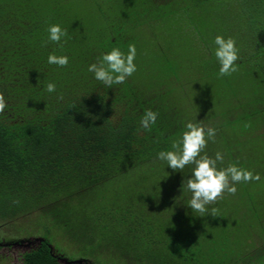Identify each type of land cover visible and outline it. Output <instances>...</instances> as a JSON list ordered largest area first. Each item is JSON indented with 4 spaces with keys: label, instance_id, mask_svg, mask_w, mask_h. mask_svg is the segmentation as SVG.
I'll return each mask as SVG.
<instances>
[{
    "label": "trees",
    "instance_id": "1",
    "mask_svg": "<svg viewBox=\"0 0 264 264\" xmlns=\"http://www.w3.org/2000/svg\"><path fill=\"white\" fill-rule=\"evenodd\" d=\"M202 12L213 14L210 24ZM171 15L190 18L198 69L224 82L214 38L225 25L239 45L240 71L261 73L251 81L250 95L241 94L209 119L192 115L184 102L180 46L139 42L146 39L140 34L158 36L151 26L164 28ZM54 24L68 31L63 48L43 45ZM130 44L137 71L125 83L108 88L88 71L103 54L117 47L127 53ZM143 51L152 52L156 63ZM53 53L67 55L69 64L50 65ZM48 83L56 92L46 91ZM0 92L8 103L0 114V221L35 215L28 234L41 236L21 264H58L65 255L54 243L61 238L88 264H264L258 210L248 207L251 215L244 214L262 225L253 235L260 243L254 247L250 236L236 244L222 199L207 205L203 216L188 206L192 194L183 182L193 166L175 171L157 158L173 150L187 123L207 128L212 119V128L222 134L230 129L237 142L222 140L225 150L209 140L204 152L228 156L219 167L252 171L243 145L251 134L264 135V0H0ZM148 109L158 118L143 131L140 120Z\"/></svg>",
    "mask_w": 264,
    "mask_h": 264
},
{
    "label": "rangeland",
    "instance_id": "2",
    "mask_svg": "<svg viewBox=\"0 0 264 264\" xmlns=\"http://www.w3.org/2000/svg\"><path fill=\"white\" fill-rule=\"evenodd\" d=\"M90 10H92V6L90 7ZM201 15V20L205 19V24H210V17H212L213 14L211 15L206 12H202ZM189 19L190 18L183 21L178 19L177 16L171 15L164 20L166 22L164 28H159V26L156 27V24L151 26V35L153 36V31H157L158 36L149 38L146 33L142 32L144 34L140 35L146 37V39L140 40L139 42L142 44V46L147 47L161 46L160 43L162 42L163 45L173 43L175 46H180L178 47L181 59L180 62L185 66L186 69V72H183L182 74L183 81H186L184 82V102L190 112H192L193 116L195 115L200 118L209 119L207 116L213 117L217 114V112L223 111L226 109L225 107L230 105V103L237 101L241 94L244 93L250 95L249 92H251L252 88L251 81L257 79L256 76L260 75L261 73L259 74L255 70L251 72L252 69L248 66V74L244 71L241 72L239 69V71L233 73L231 76H226V82L221 81L219 78H214V75L212 77L205 76V73H203V69H201L200 66L198 69L200 58L196 54L197 49L191 46V38L187 33V30H189L188 25L192 22ZM232 24L235 28L240 26L238 22ZM162 29L165 31V36H163ZM148 30L150 29L148 28ZM218 30L219 31H216L220 36H223L225 39L229 38V33H227L228 29L225 27V25L219 27ZM166 36L171 39H164L163 37ZM236 46L239 47L237 44ZM142 54L151 59L152 63H156V60H158L156 56H154V54L150 51H143ZM150 64L151 63H148V65ZM207 121L209 122H205V124L207 126H211L212 128V124H214L213 120L210 119ZM223 133L224 134L218 130L216 131L215 143H217L218 146H221V149L224 148L226 150V145L223 144L222 140H227L231 143H236L237 140H235V136L232 135L233 133L230 129L225 130ZM263 136L264 135L256 136L255 134H251L248 139L244 140L243 145V159L245 161L251 160L252 172L254 175L259 174L260 180H253L251 182L237 184V193L235 195H229L227 192H225L223 195L224 198L221 202V211L227 219L226 227L230 228V231L234 230V232L232 231V236L234 235L233 241L236 244H239L240 242L243 244L251 236L254 247L260 243V240H257V238H255L253 235L262 229V225L259 224V222L251 221L246 217L247 215H251L250 212H247V208L251 207L255 213L256 210H258L259 216L264 218ZM228 158V156L224 157L225 162L228 161ZM227 166L228 163H226L225 167ZM249 195L253 197L252 200L250 199ZM30 223H37L35 215L18 219L16 222L5 223L0 221V264H21L22 254L38 247L41 236L36 234H28L29 229L27 228L29 227ZM60 242V245L59 243H54V245H58L57 249H59L65 256L59 257L58 264H88L73 254L69 246V242L62 238L60 239ZM105 259H109V257L105 256ZM115 262L118 261L115 260ZM89 264H91V261Z\"/></svg>",
    "mask_w": 264,
    "mask_h": 264
},
{
    "label": "clouds",
    "instance_id": "3",
    "mask_svg": "<svg viewBox=\"0 0 264 264\" xmlns=\"http://www.w3.org/2000/svg\"><path fill=\"white\" fill-rule=\"evenodd\" d=\"M48 40L43 42H53L59 44L62 39L68 37L67 29H63L59 24L50 25L47 29ZM66 42V40H65ZM215 57L220 65L219 76H231L239 71L237 61L240 59L239 48L236 46V40L232 37L225 39L223 36H216ZM137 55L136 46L130 44L127 53L120 48H113L110 52L103 54L97 62L88 67V71L94 74V78L100 81L108 88L113 85H119L126 82L136 71L135 58ZM50 65L66 67L69 64L67 55L50 54L48 56ZM46 91L49 93L56 92V85L48 83ZM63 95L58 96L62 100ZM8 107L7 100L0 92V114H3ZM113 116L112 118H114ZM111 118V119H112ZM158 118V112L148 109L145 111L140 120V129L151 131ZM250 127V125H246ZM216 129L205 127L203 124L189 122L186 124V130L178 141L172 143L170 151H160L157 158L166 161L168 167L175 171H181L186 166L192 165V175L183 182V188L191 192V199L188 206L194 212H199L203 216L207 212V205L215 203L218 199H223V194L235 195L238 191L236 185L247 183L253 180L259 181V174H253L252 171L239 168L235 164H229L227 167H219L224 163V155L216 152L214 157H210L204 152L209 140L215 142ZM203 153V154H202ZM182 188V189H183ZM218 209L212 208L211 215L217 217Z\"/></svg>",
    "mask_w": 264,
    "mask_h": 264
},
{
    "label": "water",
    "instance_id": "4",
    "mask_svg": "<svg viewBox=\"0 0 264 264\" xmlns=\"http://www.w3.org/2000/svg\"><path fill=\"white\" fill-rule=\"evenodd\" d=\"M40 241H41V240H40ZM40 241H39V243H40ZM65 260H66V259H65ZM65 260H64V261H65ZM78 262H79V261H78Z\"/></svg>",
    "mask_w": 264,
    "mask_h": 264
}]
</instances>
